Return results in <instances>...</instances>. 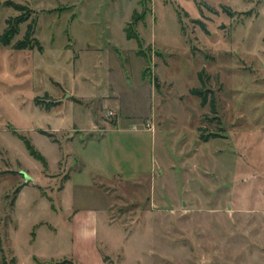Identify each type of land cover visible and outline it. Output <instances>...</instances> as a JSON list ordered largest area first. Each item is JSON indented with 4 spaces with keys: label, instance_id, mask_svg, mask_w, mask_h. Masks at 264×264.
I'll use <instances>...</instances> for the list:
<instances>
[{
    "label": "rangeland",
    "instance_id": "374dc122",
    "mask_svg": "<svg viewBox=\"0 0 264 264\" xmlns=\"http://www.w3.org/2000/svg\"><path fill=\"white\" fill-rule=\"evenodd\" d=\"M62 260L264 264V0H0V264Z\"/></svg>",
    "mask_w": 264,
    "mask_h": 264
},
{
    "label": "trees",
    "instance_id": "16d2710c",
    "mask_svg": "<svg viewBox=\"0 0 264 264\" xmlns=\"http://www.w3.org/2000/svg\"><path fill=\"white\" fill-rule=\"evenodd\" d=\"M10 4L16 7L18 10H21V11L26 10V7H24L21 4H16L14 2H10ZM29 18H30L29 13L25 12L15 18L8 19V28L1 37L2 42L5 45L10 44L14 36L19 32V24L27 21ZM33 32H34L33 25L29 24L25 37L21 40H18L15 43L14 47L16 49H27V48L32 49L37 46L41 50L42 46L40 44V41L34 37ZM127 36L129 38H138L137 34L132 33V31L128 32V30H127ZM199 79L202 81V86L192 88L191 93L193 95L199 96L201 98V104L206 105L209 102L208 93L210 92V90L205 88V82L203 80V72L199 73ZM37 102H40L39 98L37 99ZM59 102L60 100H54L52 104H58ZM210 103H211V106L213 107V110L216 111L214 96L212 97V100L210 101ZM41 133L48 134L49 136H53L52 134L47 133V131L45 130H42ZM212 136H217V134H210L207 136L202 135V138L204 140H208V138ZM21 137L24 139L25 143L27 144V147L31 155L35 156L36 158L44 160V156L32 146L30 141L23 135H21ZM20 189H21V186L17 187L15 190V194L19 193ZM37 264H74V262L72 260H62V261L50 262V263H40L37 261Z\"/></svg>",
    "mask_w": 264,
    "mask_h": 264
},
{
    "label": "built area",
    "instance_id": "2783aa9c",
    "mask_svg": "<svg viewBox=\"0 0 264 264\" xmlns=\"http://www.w3.org/2000/svg\"><path fill=\"white\" fill-rule=\"evenodd\" d=\"M114 113L112 111H109V114L108 115H113ZM146 126L148 127V129H152L153 128V125L151 122H146Z\"/></svg>",
    "mask_w": 264,
    "mask_h": 264
},
{
    "label": "crops",
    "instance_id": "0c3cea01",
    "mask_svg": "<svg viewBox=\"0 0 264 264\" xmlns=\"http://www.w3.org/2000/svg\"><path fill=\"white\" fill-rule=\"evenodd\" d=\"M72 95H73V97H76L74 94H72ZM99 135L101 136V135H103V133L102 132H99ZM108 220H109V217H108Z\"/></svg>",
    "mask_w": 264,
    "mask_h": 264
}]
</instances>
